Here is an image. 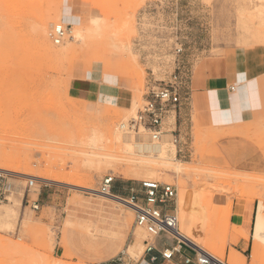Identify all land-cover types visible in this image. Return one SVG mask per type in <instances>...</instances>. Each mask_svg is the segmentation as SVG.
<instances>
[{"label":"rangeland","instance_id":"obj_1","mask_svg":"<svg viewBox=\"0 0 264 264\" xmlns=\"http://www.w3.org/2000/svg\"><path fill=\"white\" fill-rule=\"evenodd\" d=\"M65 5L86 18L54 45L49 33L61 20L45 18L62 14ZM256 5L264 10V0H0V172L7 173L9 188L0 202V264H140L147 236L134 225L133 211L119 206L114 221L121 228H113L127 227L120 237L108 233L111 219L103 226L84 209L86 200L104 198L76 187L99 192L105 177L126 191L120 197L147 180L175 187L178 202L186 191L189 212L198 209L200 220L205 209L217 208L229 220L232 207H254L249 264H264V20ZM224 60L243 71L241 81L260 75L258 83L247 84L254 120L213 126L189 96L176 113V128L174 113L164 124L159 141L165 160L139 158L129 142L113 144L114 130L123 141H151L147 133L120 129L142 107L149 78L164 80L162 73L172 72L175 62L197 72L205 64L221 67ZM102 74L119 78L129 96L126 107L70 91L76 77L92 81ZM138 159L161 170L175 164L181 169L127 178ZM29 180L35 181L31 188ZM232 228L233 237L241 233ZM223 238L217 244L224 250ZM200 245L227 261L211 245Z\"/></svg>","mask_w":264,"mask_h":264},{"label":"crops","instance_id":"obj_2","mask_svg":"<svg viewBox=\"0 0 264 264\" xmlns=\"http://www.w3.org/2000/svg\"><path fill=\"white\" fill-rule=\"evenodd\" d=\"M61 13V23L66 27L80 25L83 19L86 18L82 16L81 12L77 15L71 14L72 11L67 5L63 6ZM230 65L229 61L226 62L225 60L223 65L218 68H215L213 64H205L197 72L191 71L190 75L189 96L197 99L198 104L205 110L207 121L216 127H228L254 120V111L251 107L253 103L249 101L247 84H251L250 82L258 83L257 79L260 78V75L255 73L249 78L244 74L246 78L241 81L242 78L239 79V73L243 71L237 68L233 70ZM215 69H217V74H215ZM93 79L91 81L88 78L76 77L72 82L70 81V91H73L76 96L91 93L101 101L112 102L123 107L128 105L129 96L123 89L118 77L102 74L101 76H95ZM178 119L182 120V117L179 116ZM122 194L126 195L125 193ZM39 197L37 202L40 199ZM180 198L179 202L178 198H175L172 203L163 206L162 210L165 213L177 216L178 232L186 242L179 238H173L169 234L161 233L154 240V250L150 253L144 252L140 264H196L200 253L195 247L203 249L200 244L211 245L219 255L223 253L227 258L226 264H236L242 259L245 264H249L253 247V235L255 238L254 227L256 226L255 222H257V211L254 207L242 208L241 210L232 207V216L229 220L217 208L205 209V212L202 211L201 213L203 218L200 220L195 218V215L198 216V209L195 210V215L192 214L193 212H189L186 191H181ZM259 216L260 212L258 218ZM232 227L239 229L241 233L233 237L232 232L234 230ZM222 237H224L223 240L227 239L224 250L220 249L217 244V240ZM231 239L234 242H230ZM135 243L136 247L139 248L140 242L136 240ZM192 245L197 246L193 247ZM164 250L174 251L169 260L162 258L161 253ZM150 259H153V261ZM186 260H189V263H186Z\"/></svg>","mask_w":264,"mask_h":264},{"label":"built area","instance_id":"obj_3","mask_svg":"<svg viewBox=\"0 0 264 264\" xmlns=\"http://www.w3.org/2000/svg\"><path fill=\"white\" fill-rule=\"evenodd\" d=\"M68 27L55 25L52 27L49 38L54 45H60L65 40ZM175 54L178 56L182 49H176ZM150 77L155 74L148 72ZM166 78L164 80L148 79L145 85L143 95V105L137 112L135 118L131 119L128 126H125L129 132L147 133L151 141H159L164 134L163 128L166 121L175 114L174 127L176 128V119L178 113L189 98V81L191 70H186L178 62H175L174 70L170 73L163 72ZM233 90V88H231ZM173 138V144L178 145L180 140L176 135V130L170 132ZM6 174V175H5ZM4 176L7 173L0 172V202L6 200L8 193V184ZM34 180H29L27 187L31 188ZM113 178L105 177L100 184V193L110 195L113 189ZM126 192L124 190H121ZM113 194V193H112ZM177 192L175 187L155 181L140 182L136 189H129L126 195H123L122 201L129 206L134 213V225L144 230L147 239L144 240L143 246L146 253L154 250V240L161 234L166 233L173 238H178V219L175 214H168L162 210V207L172 203L176 198ZM33 209L37 210L35 202ZM174 251L164 250L161 256L164 260H169ZM153 261V259H150ZM189 263V260L185 261ZM196 264H226L208 254L200 253L197 257Z\"/></svg>","mask_w":264,"mask_h":264},{"label":"bare ground","instance_id":"obj_4","mask_svg":"<svg viewBox=\"0 0 264 264\" xmlns=\"http://www.w3.org/2000/svg\"><path fill=\"white\" fill-rule=\"evenodd\" d=\"M256 6H258V5H256ZM61 15L62 14H58V13H55V12H51L50 14H48V16L45 18V20L48 19V20H53V21H60L61 20ZM256 15L259 17V19L264 20V10H262V6H260L258 8V11H257V14ZM42 47L47 52H51V49L48 46H45V45L42 44ZM125 126H126L125 124H121L120 125V129H122V130L125 129L126 128ZM117 130L119 131V129H117ZM122 137H123V135H122ZM122 137H121V135L119 136V134L117 133V131H115V130L112 131V139H113V144L115 146H116V144H121V142H126V143L129 142L131 144L130 145V150L131 151L132 150L134 151L133 154L135 156H137L139 158H151V159L157 158V159H163V160H165V153H166V151H165L164 143H162L160 141H157V142L156 141L145 142L144 140H146V139H144V138H143L144 139L143 141L142 140L138 141V139L137 140H134V141L132 139H130V140H132V142L129 139L123 141ZM148 162L149 161H144V160H139V159L136 160V162H135L136 164L134 166L136 168L127 171L125 173V176L127 178H133V179H139V180H142V179H151V178H154V176L157 175L158 173H163V172L165 173L164 175H167V173L179 174L180 169H181L180 165L175 164V165H167L168 166V169H164V170L162 169L161 170V169H159V168H157L155 166L150 165ZM164 165H166V164H164ZM0 170H2V169H0ZM3 171H5V170H3ZM76 188L81 189V190H84L87 194L94 193L99 198L101 197V198H104V200H106L105 202H104V200H102V201L101 200H88V201L86 200L85 201V204H84V206H85L84 209H86V213L88 215H92V216L96 217L99 221L102 222V224L103 223H107V225H108V219H109V221L112 220V222H110L111 224H109V226H108L109 227V229H108L109 232L108 233H112V234H115L116 236L123 237L122 230H124L127 227L124 228L122 226L124 229H122V230L121 229H119V230L116 229V231L113 228V227H116V228H119L120 227L121 228V226L117 227L118 225H116L117 219H116V223L114 221L115 218H117V215H116L117 212H119L121 210L119 206H125V207L129 208L132 211V209L129 206H127L122 201H120V200H122V198L120 196H115L112 193L110 195H103V194H101V193H99L97 191H91L89 189H84V188H81V187H76ZM254 197H253V199H254ZM82 198L85 199V197H82ZM89 198H91V197H89ZM87 199H88V197H87ZM82 202H84V201H82ZM84 214L85 213H83V215ZM120 214H122V213H120ZM115 215H116V217H115ZM118 216H119V214H118ZM227 216H230V210L228 211ZM79 219H81V218H79ZM84 220H85V218H84ZM86 220H91V219H86ZM86 220H85V223H86ZM118 221L120 222V220H118ZM122 221H124L123 218H122ZM94 222H96V221H94ZM82 223H84V222H82ZM97 223L98 222H96V225H97ZM104 225H106V224H103V226ZM104 228L107 230V227H104ZM87 231H89V230H87ZM123 233H124V231H123ZM178 234H179V232H178ZM178 238L180 240H182V241H185V239L180 234H179V237ZM5 244H7V243H5ZM11 245H13V244H11ZM11 245H9V246H11ZM15 245H17V243L14 244V246ZM14 246H12V247L14 248ZM195 246H197V245H195ZM195 246H193V247H195ZM2 247H4V246H2ZM5 248H7L6 245H5ZM5 248H3V249H5ZM8 249L9 248H7L6 250H8ZM195 249L198 250L199 253L208 254L211 257H213L210 253H208L204 249H201V248H198V247H195ZM213 258H215V257H213Z\"/></svg>","mask_w":264,"mask_h":264},{"label":"trees","instance_id":"obj_5","mask_svg":"<svg viewBox=\"0 0 264 264\" xmlns=\"http://www.w3.org/2000/svg\"><path fill=\"white\" fill-rule=\"evenodd\" d=\"M122 189L120 188V186H114L113 187V189H112V193L114 194V195H116V194H119V193H121L122 191H121Z\"/></svg>","mask_w":264,"mask_h":264}]
</instances>
